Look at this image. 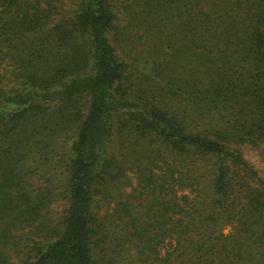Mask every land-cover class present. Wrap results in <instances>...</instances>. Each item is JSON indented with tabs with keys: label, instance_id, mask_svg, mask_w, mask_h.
Masks as SVG:
<instances>
[{
	"label": "trees",
	"instance_id": "16d2710c",
	"mask_svg": "<svg viewBox=\"0 0 264 264\" xmlns=\"http://www.w3.org/2000/svg\"><path fill=\"white\" fill-rule=\"evenodd\" d=\"M128 1L0 0V264H264V0L175 6L179 109L126 86Z\"/></svg>",
	"mask_w": 264,
	"mask_h": 264
},
{
	"label": "rangeland",
	"instance_id": "374dc122",
	"mask_svg": "<svg viewBox=\"0 0 264 264\" xmlns=\"http://www.w3.org/2000/svg\"><path fill=\"white\" fill-rule=\"evenodd\" d=\"M173 1L168 7L164 0H129L117 12L114 34L109 41L115 54L130 67L126 83L128 89L133 93L145 92L143 95L149 93L147 97L153 94L152 96L159 97L156 101L163 107L179 109V99L173 97L166 87L163 88L168 83L180 87L179 83H183V71L191 65L190 60L183 57V23L175 11V6L183 3V0ZM182 6L180 4V8ZM193 80L196 82V78ZM240 153L246 163L249 184L254 187L260 182L264 183L262 149L241 147ZM134 186L135 180L125 184L118 192L119 197H133ZM56 211V207L51 208L52 218ZM227 231L226 229L224 233Z\"/></svg>",
	"mask_w": 264,
	"mask_h": 264
}]
</instances>
